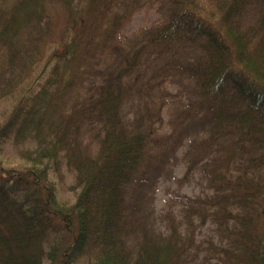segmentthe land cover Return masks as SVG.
I'll return each mask as SVG.
<instances>
[{
  "label": "trees",
  "instance_id": "1",
  "mask_svg": "<svg viewBox=\"0 0 264 264\" xmlns=\"http://www.w3.org/2000/svg\"><path fill=\"white\" fill-rule=\"evenodd\" d=\"M169 1L143 44L118 49L117 59L86 76L85 60L105 61L82 46L112 6L0 0V97L44 58L52 10L66 13L71 30L46 59H58L52 75L20 96L0 124V145L35 137L47 144L35 150L38 165L0 167V264H74L85 255L89 264H209L206 256L200 261L196 222L215 229L216 264H264V0H210L212 18L200 14L198 0ZM118 23L115 15L103 29L105 41ZM147 66L151 74L142 83ZM167 78L181 81L188 94L175 125L157 138L161 107L152 91ZM127 107L135 108L131 116ZM180 150L185 174L197 171L208 192L176 194L178 210L156 213L157 183ZM60 152L79 189L68 206L57 203L40 159L57 161ZM22 183L32 187L27 205L17 195ZM48 214L71 229L60 251L43 247Z\"/></svg>",
  "mask_w": 264,
  "mask_h": 264
},
{
  "label": "rangeland",
  "instance_id": "2",
  "mask_svg": "<svg viewBox=\"0 0 264 264\" xmlns=\"http://www.w3.org/2000/svg\"><path fill=\"white\" fill-rule=\"evenodd\" d=\"M11 1V0H7ZM105 4L112 6V10L107 12V16L103 15L96 18L95 22L99 23L97 33L91 35L88 41L82 46L90 48L89 54L101 56L105 61L89 63L85 60L87 66L86 76L91 75L95 68L106 67L114 59L119 56L118 49L127 51L132 48H137L144 43V32L161 23L164 17L168 14L169 0H104ZM199 12L206 18L216 16L215 9L210 0H198ZM54 19L53 36L48 39L43 46V54L41 61L35 65L31 75L24 80L13 92L0 97V124L7 118L17 99L39 89V86L52 75V67L58 59H51L49 63L46 59L54 53L55 50L62 47L60 36L65 29H69V22L66 13L61 9L55 8L51 11ZM119 17V23L115 27L114 37L105 41L106 37L103 29H107L111 23L113 16ZM69 29V33H70ZM67 34V33H66ZM90 32L87 33V35ZM92 34V32H91ZM54 40V41H53ZM67 40V38H66ZM105 42V43H104ZM118 48H116V47ZM151 66L144 68L141 75L142 83L147 80L151 74ZM62 69V67H61ZM155 88L152 91L154 100H158L161 107L160 120L156 121L155 137L159 138L169 132L175 125L178 119L180 110L182 109L181 101L186 100L188 90L185 85L177 79L167 78L160 79L159 83H155ZM71 91L78 88V78L72 83ZM69 104V101H68ZM67 104V106H68ZM129 116L135 111V108L127 107ZM88 139L91 138L88 137ZM45 138L35 137L32 139L20 140L14 142L12 138L6 139L0 145V167L3 169H15L23 171L27 167L37 164L38 153L35 150L38 145L46 146ZM87 139L84 140V143ZM182 150V148H181ZM177 154L174 168L167 176H162L158 183L154 196L155 212H164L168 209L178 210L180 208L179 200L176 199V194L185 197H194L203 195L208 192L205 182L200 179L199 173L195 171L193 174L186 175V159L182 151ZM37 155V156H36ZM43 164L48 163L47 178L54 187V194L57 203L61 205H70L74 202L76 193L79 189H73L75 172L73 167L68 162V156L64 152L57 154V161L46 156L40 158ZM29 187V188H28ZM18 198L26 205L31 202L30 190L32 187L22 183L21 188H18ZM25 189V190H24ZM43 231V247L48 251L51 247L57 251L63 249L66 245L68 235L71 229L68 225L65 226L61 220L52 214H48V219L45 223ZM194 238L199 248V257H208L209 264H216V257L211 251L213 243L217 242L215 229L207 222L200 224L196 222L193 230ZM91 256L85 255L78 258L74 264H89ZM201 259L200 261H202ZM46 261V260H45Z\"/></svg>",
  "mask_w": 264,
  "mask_h": 264
}]
</instances>
